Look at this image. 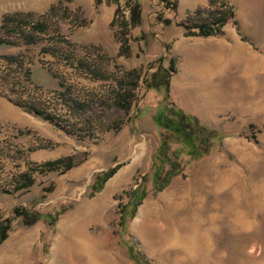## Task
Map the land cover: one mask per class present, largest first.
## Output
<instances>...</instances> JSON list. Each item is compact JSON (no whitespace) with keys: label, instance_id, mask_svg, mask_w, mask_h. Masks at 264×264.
Segmentation results:
<instances>
[{"label":"rangeland","instance_id":"rangeland-1","mask_svg":"<svg viewBox=\"0 0 264 264\" xmlns=\"http://www.w3.org/2000/svg\"><path fill=\"white\" fill-rule=\"evenodd\" d=\"M138 1L131 29L128 0H0V264H138L130 246L150 264H264V0ZM219 8L220 35L178 25ZM171 65L173 104L224 139L157 191L163 95L147 82ZM175 191L188 200H159ZM66 232L84 249H57Z\"/></svg>","mask_w":264,"mask_h":264},{"label":"trees","instance_id":"trees-1","mask_svg":"<svg viewBox=\"0 0 264 264\" xmlns=\"http://www.w3.org/2000/svg\"><path fill=\"white\" fill-rule=\"evenodd\" d=\"M95 1L97 5H100L103 2V0ZM165 2L167 5L169 4L167 1ZM128 7L130 10V19L126 23L127 27L129 26L131 29L137 28L141 25L142 21L141 3L138 0H128ZM170 7L176 9L177 3L171 4ZM212 14L214 17V20L212 21L208 20L196 24L184 22L178 25L186 30V35L188 37L206 38L220 35L224 25L228 21L225 11L219 8L212 12ZM163 22L166 25L172 24L170 19H165ZM3 43L4 42L0 40V45ZM174 72L175 69L173 65L168 69L160 66L147 82L148 89L155 90L163 95L161 109H159L153 116L154 124L157 128L162 130L160 146L154 158L155 171L153 176L154 185L157 191L165 189L174 177L181 174L182 157L188 158L189 161L202 159L224 139V135L220 131L207 127L199 118L185 112L173 104L170 95V82ZM29 109L37 115H42L43 113L36 107H30ZM65 161L66 160H59L47 165L48 167H51L54 163H64ZM165 165H169V170L162 178ZM111 175H113V171L105 173L97 179L99 185L98 191H101L103 184L111 177ZM100 179L101 182H99ZM145 196L146 192L141 191V188H137L133 192L125 208L122 221L133 215V212L141 204ZM14 215L15 217H22L25 225H33L40 219L55 220V217L53 216H42L37 213H29L24 209L21 210L19 208L14 210ZM11 222L12 220L10 218L4 219L0 215V245L8 237V233L11 229ZM130 253L132 259L138 264H150L143 255L138 253L136 249L131 246Z\"/></svg>","mask_w":264,"mask_h":264},{"label":"bare ground","instance_id":"bare-ground-1","mask_svg":"<svg viewBox=\"0 0 264 264\" xmlns=\"http://www.w3.org/2000/svg\"><path fill=\"white\" fill-rule=\"evenodd\" d=\"M118 179V178H117ZM119 180V179H118ZM194 185V184H193ZM189 186H190V184H189ZM192 186V185H191ZM184 187H185V185H184ZM177 189V188H176ZM185 189V188H184ZM179 190V189H178ZM177 190V191H178ZM190 190V189H189ZM195 190V189H194ZM184 191H186V190H184ZM184 191H181V192H184ZM188 193V192H187ZM189 195V194H188ZM197 195V194H196ZM191 196V195H190ZM189 197V196H188ZM188 197H187V195L186 196H184V194L183 195H177L176 194V191L175 192H170L167 196H165L164 198H160L159 200H188ZM196 197V196H195ZM171 201H170V203H171ZM184 203V202H183ZM170 205H172V204H170ZM169 205V206H170ZM174 205V204H173ZM168 206V205H167ZM169 206H168V208H169ZM170 207H172V206H170ZM178 207V206H177ZM166 211H167V209H166ZM166 214V213H165ZM159 217V216H158ZM73 226V225H72ZM61 233V232H60ZM59 239V238H58ZM59 242L58 243H60V244H58L57 245V249H60L61 247H63V248H65V249H68L69 247L70 248H74L75 250H77L78 248H83L84 249V247H85V242L83 241V240H77V239H75L74 237H73V234L71 235V233H65L64 234V236H63V239H59L58 240ZM54 260H56V259H54ZM52 264H54V262L52 263ZM57 264V263H56Z\"/></svg>","mask_w":264,"mask_h":264}]
</instances>
